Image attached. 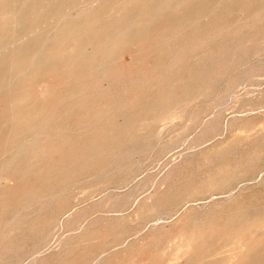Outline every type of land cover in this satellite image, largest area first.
Instances as JSON below:
<instances>
[{"label": "rangeland", "instance_id": "374dc122", "mask_svg": "<svg viewBox=\"0 0 264 264\" xmlns=\"http://www.w3.org/2000/svg\"><path fill=\"white\" fill-rule=\"evenodd\" d=\"M78 1L0 0V264H264V0Z\"/></svg>", "mask_w": 264, "mask_h": 264}, {"label": "bare ground", "instance_id": "6f19581e", "mask_svg": "<svg viewBox=\"0 0 264 264\" xmlns=\"http://www.w3.org/2000/svg\"><path fill=\"white\" fill-rule=\"evenodd\" d=\"M23 1H24V0H23ZM81 1H82V0H81ZM155 1H156V0H155ZM166 1H167V0H166ZM26 2H27V1H26ZM26 2H25V4H26ZM31 2H32V1H31ZM57 2H58V1H57ZM59 2H61V1H59ZM62 2H63V1H62ZM66 2H67V0H66ZM72 2H73V1H72ZM78 2H80V0H79ZM104 2H105V1H104ZM4 3H5V2H4ZM40 3H41V2H40ZM83 3H86V2H83ZM90 3H91V2H90ZM161 3H163V2H161ZM166 3H169V2H165L164 5H165ZM20 4H21V3H20ZM20 4H19V5H20ZM58 4H59V3H58ZM58 4H57V5H58ZM79 4H80V3H79ZM79 4H78V6H79ZM152 4H153V3H152ZM152 4H151L150 6H152ZM0 5H1L3 8H7V6H6L5 4H3V3H1ZM32 5H33V4H32ZM54 5H55V4H53V6H54ZM61 5H63V3H62ZM64 5H65V4H64ZM67 5H68V4H67ZM73 5H74V4H73ZM164 5L161 4V6H163V7H164ZM20 6H21V5H20ZM55 6H56V5H55ZM58 6H60V5H58ZM69 6H70V4H69ZM82 6L84 7V5H82ZM97 6H98V3H97ZM138 6H141V5H138ZM142 6H143V5H142ZM21 7H22V6H21ZM60 7H62V6H60ZM148 7H149V6H148ZM50 8H51V6H50ZM161 8H162V7H161ZM18 9H19V8H18ZM20 9H21V8H20ZM47 9H48V8H47ZM57 9H58V8H57ZM60 9H62V8H60ZM60 9H59V10H60ZM70 9H71V8H70ZM84 9H85V8H84ZM101 9H102V8H101ZM130 9H131V8H130ZM154 9H155V8H154ZM154 9H153V11H154ZM156 9H157V8H156ZM45 10H46V9H45ZM54 10H55V9H54ZM65 10H66V9H65ZM99 10H100V7H99ZM159 10H160V9H159ZM16 11H17V10H16ZM60 11H61V10H60ZM60 11H59V15H61V14L63 13L62 11H61L62 13H60ZM150 11H151V10H150ZM5 12H6V11H5ZM19 12H20V11H19ZM53 12H54V11H53ZM53 12H52V14H53ZM64 12H65V11H64ZM69 12H70V11H69ZM45 13H46V12H45ZM45 13H44V16H45ZM71 13H72V12H71ZM155 13H156V12H155ZM32 14H33V13H32ZM41 14H42V13H41ZM48 14H49V12H48ZM55 14H56V13H55ZM68 14H69V13H68ZM68 14H67V15H68ZM94 14H95V13H94ZM94 14H92V16H94ZM98 14H99V12H98ZM124 14H125V13H124ZM150 14H151V13H150ZM152 14H153V13H152ZM3 15H4V13H3ZM13 15H15V14H13ZM17 15H18V13H17ZM42 15H43V14H42ZM59 15L57 14V17H58L57 19H59V21H60V17H61V16L59 17ZM63 15H65V14H63ZM31 16H32V15H31ZM46 16H47V15H46ZM50 16H51V15H50ZM50 16H48L47 18L51 19ZM65 16H66V15H65ZM69 16H70V15H69ZM86 16H87V15H86ZM86 16L84 15L85 18H86ZM96 16H97V15L95 14V17H96ZM121 16H122V15H121ZM121 16H120V17H121ZM12 17H13V16H12ZM41 17H42V16H41ZM53 17H54V16H53ZM62 17H63V16H62ZM62 17H61V18H62ZM82 17H83V16H82ZM88 17H89V15H88ZM90 17H91V16H90ZM95 17H94V18H95ZM99 17H100V16H99ZM151 17H152V15L150 16V18H151ZM0 18H1V17H0ZM13 18H14V17H13ZM43 18H44V17H43ZM55 18H56V17H55ZM72 18H73V17H72ZM4 19H5V18H4ZM10 19H11V18H10ZM45 19H46V18H45ZM62 19H63V18H62ZM95 19H96V18H95ZM95 19H93V17H92L90 20H91V21H92V20L94 21ZM16 20H18V18H17ZM20 20H21V19H19V21H20ZM25 20H26V19H24V21H25ZM33 20H34V19H33ZM39 20H40V19L36 20V22L38 23V24H37V28H40V27H42V26L44 27V25H45V24L47 23V21H48V20L45 21L46 23H45V24L43 23L42 26H40V25H41V22H38ZM54 20L56 21V19H54ZM64 20H65V19H64ZM88 20H89V19H88ZM90 20H89V21H90ZM150 20L152 21V18L149 19L148 22H151ZM11 21H12V20H11ZM11 21H10V24H12ZM43 21H44V20H43ZM43 21H42V22H43ZM49 21H50V20H49ZM57 21H58V20H57ZM59 21H58V22H59ZM62 21H63V20H62ZM85 21H87V19H86ZM98 21H99V20H98ZM100 21H101V20H100ZM102 21H104V20H102ZM0 22H2V21H0ZM3 22H4V21H3ZM32 22H33V21H32ZM34 22H35V21H34ZM60 22H61V21H60ZM60 22H59V23H60ZM69 22H70V21H69ZM73 22H74V21H73ZM82 22H84V21L82 20ZM132 22H133V20H132ZM4 23H5V22H4ZM4 23H2V24H4ZM6 23H9V22H6ZM13 23H14V22H13ZM39 23H40V25H39ZM51 23H53V22H51ZM86 23H87V22H86ZM101 23H102V22H101ZM130 23H131V22H130ZM183 23H184V22H183ZM28 24H29V21H28ZM33 24H34V23H33ZM61 24H62V23H61ZM87 24H89V23H87ZM98 24H99V22H98ZM105 24H106V23H104V26H105ZM124 24H125V23H124ZM124 24H123V26H126V24H125V25H124ZM262 24H263V23H262ZM0 25H1V23H0ZM7 25H9V24H7ZM7 25L4 26V28H5V27H8ZM17 25H18V24H17ZM38 25H39L40 27H38ZM57 25H58V23H57ZM85 25H86V24H85ZM85 25L83 26V28H85ZM113 25H114V24H113ZM156 25H158V24H156ZM165 25H166V24H165ZM179 25H180V24H179ZM2 26H3V25H2ZM45 26H46V25H45ZM55 26H56V24H55ZM99 26H100V24H99ZM99 26L96 25V27H99ZM107 26H108V25H107ZM114 26H116V25H114ZM114 26H113V27H114ZM129 26H131V25H129ZM166 26H167V25H166ZM176 26H177V25H176ZM27 27H28V26H27ZM58 27H59V26H58ZM71 27H72V26H71ZM71 27H70V28H71ZM108 27L111 28L112 26H108ZM161 27H162V26H161ZM168 27H169V26H168ZM33 28H34V27H33ZM51 28H53V27H51ZM55 28H56V27H55ZM114 28H116V27H114ZM118 28H119V27H118ZM121 28H122V27H121ZM125 28H126V27H125ZM171 28H173V26H172ZM171 28H170V29L168 28V31L171 30ZM0 29H1V27H0ZM10 29H12V28H10ZM25 29H26V28H25ZM49 29H50V28H49ZM49 29H48L47 31H49ZM56 29H57V28H56ZM68 29H69V28H68ZM78 29H79V28H78ZM119 29H120V28H119ZM123 29H124V28H123ZM158 29H159V27H158ZM164 29H165V28H164ZM164 29H163V31H164V33H165V30H164ZM19 30H20V29H19ZM21 30H22V29H21ZM27 30H29V29H27ZM31 30H32V29H31ZM39 30H40V29H39ZM41 30H42V29H41ZM50 30H51V29H50ZM82 30H83V29H82ZM95 30H97V29H95ZM105 30H106V29H105ZM116 30H117V29H116ZM116 30H114L115 32H114V35H113V36H115V37H116V35H115V34H116ZM173 30H174V29H173ZM1 31H2V30H1ZM13 31H14V30H13ZM13 31H11V32L13 33ZM34 31H35L34 33H36L37 29L34 30ZM61 31H62V30H61ZM80 31H81V29H80ZM107 31H108V30H107ZM168 31H167V32H168ZM17 32H18V31H17ZM22 32H23V31H22ZM22 32H19L20 36H24ZM26 32H27V31H26ZM45 32H46V31H45ZM66 32H67V31H66ZM121 32H122V31H119V33H121ZM158 32H159V31H158ZM161 32H162V31H161ZM174 32H175V31H174ZM176 32H177V31H176ZM261 32H262V31H261ZM15 33H16V32H15ZM21 33H22V35H21ZM32 33H33V31H32ZM39 33H40V32H39ZM60 33H61V32H60ZM77 33H78V31H77ZM103 33H105V32L103 31ZM112 33H113V32H112ZM119 33H118V34H119ZM142 33H143V32H142ZM146 33H147V32H146ZM152 33H153V32H152ZM156 33H157V32H156ZM171 33H172V32H171ZM17 34H18V33H17ZM25 34H26V33H25ZM37 34H38V33H36V35H37ZM49 34H50V33H49ZM66 34H68V33H66ZM118 34H117V35H118ZM122 34H123V33H122ZM140 34H141V33H140ZM166 34H167V33H165V35H166ZM169 34H170V33H169ZM172 34H173V33H172ZM172 34H171V35H172ZM174 34H175V33H174ZM15 35H16V34H15ZM43 35H44V34H43ZM55 35H56V34H55ZM102 35H103V34H102ZM102 35H101V36H102ZM119 35H120V34H119ZM161 35H162V34H161ZM177 35H178V34H177ZM26 36H28V34H27ZM96 36H98V35H96ZM101 36H100V37H101ZM106 36H107V37H110V36H112V35H111V34H109V35H108V34H107V35H104V37H106ZM149 36H151V35H149ZM166 36H167V35H166ZM174 36L176 37V35H174ZM174 36H173V37H174ZM50 37H51V36H50ZM117 37H118V36H117ZM141 37H143V36H141ZM161 37H162V36H161ZM167 37H168V36H167ZM10 38H11V37H10ZM10 38H9V39H10ZM13 38H16V37L13 35ZM17 38H18V36H17ZM19 38H20V37H19ZM48 38H49V37H48ZM56 38H57V37H56ZM95 38H97V37H95ZM102 38H103V37H102ZM119 38H120V36H119ZM157 38H158V37H157ZM9 39H8V40H9ZM21 39H22V38H21ZM38 39H39V38H38ZM87 39H88V38H87ZM91 39H92V38H91ZM114 39H115V38H114ZM116 39H117V38H116ZM116 39H115V40H116ZM158 39H159V38H158ZM171 39H172V38H171ZM175 39H176V38H175ZM14 40H15V42H16V39H14ZM55 40H56V39H55ZM98 40H99V38H98ZM109 40H110V39H109ZM112 40H113V39H112ZM119 40H120V39H119ZM168 40H169V39H168ZM168 40H167V41H168ZM37 41H38V40H37ZM47 41H48V40H47ZM94 41H95V40H94ZM103 41H104V40H103ZM106 41H107V39H106ZM116 41H117V40H116ZM163 41H164V39H163ZM169 41H171V40H169ZM169 41H168V42H169ZM172 41H173V39H172ZM198 41H199V40H198ZM9 42H10V41H9ZM12 42H14V41H12ZM12 42H11V43H12ZM17 42H18V41H17ZM20 42H21V40H19V43H20ZM35 42H36V41H35ZM41 42L43 43V41H41ZM48 42H49V41H48ZM101 42H102V41H101ZM101 42H100V43H101ZM140 42H141V41H140ZM140 42H139V43H140ZM161 42H162V41H161ZM168 42L166 43L167 45H168ZM52 43H54V41H53ZM84 43H85V42H84ZM84 43H83V44H84ZM87 43L89 44V42H87ZM139 43H138V44H139ZM164 43H165V42H164ZM170 43H171V42H170ZM251 43H252V42H251ZM4 44H5V42H4ZM20 44H23V43L21 42ZM36 44H38V43H36ZM36 44H35V45H36ZM45 44H46V43H45ZM45 44H44V45H45ZM88 44L85 45V46L89 47ZM90 44H91V43H90ZM93 44H94V43H92V46H93ZM47 45H48V44H47ZM47 45H46V46H47ZM52 45H53V44H52ZM52 45H50V47H51ZM141 45H142V47H143V44H142V43H141ZM154 45H155V44H154ZM2 46H3V45H2ZM5 46H8V45L6 44ZM10 46H11V45H10ZM36 46H37V45H36ZM94 46H95V44H94ZM165 46H166V45H165ZM165 46L163 45V47H165ZM3 47H4V46H3ZM3 47H2V48H3ZM18 47H19V45H18ZM18 47H17V48H18ZM38 47H40V46H38ZM87 47H86V48H87ZM144 47H146V45H145ZM161 47H162V46H161ZM169 47H170V46H169ZM2 48H1V49H2ZM31 48H32V46H31ZM33 48H34V47H33ZM44 48H45V46H44ZM138 48H140V47H138ZM158 48H160V47H158ZM165 48H166V47H165ZM28 49H29V48H28ZM34 49H35V48H34ZM45 49L47 50V49H49V48L46 47ZM55 49H56V48H55ZM110 49H111V51H112L113 47H112V48L110 47ZM17 50H18V49H17ZM17 50H16V51L14 50V51H15V54H16ZM31 50H33V49H31ZM35 50H36V49H35ZM35 50H34V51H35ZM40 50H41V49H40ZM51 50H52V49H51ZM101 50H102V49H101ZM153 50H154V49H153ZM44 51H45V50H44ZM107 51H108V53H109V49H108ZM107 51H106V52H107ZM151 51H152V50H151ZM12 52H13V51H12ZM41 52H42V51H41ZM10 53H11V52H10ZM10 53L8 54L9 56H10ZM46 53H47V52H46ZM52 53H54V52H52ZM57 53H58V52H57ZM75 53H76V52H75ZM75 53H74V54H75ZM96 53H97V52H96ZM96 53H95V54H96ZM110 53H111V52H110ZM134 53H135V52H134ZM134 53H133V54H134ZM136 53L138 54V52H136ZM146 53H147V52H146ZM149 53H150V52H149ZM149 53H148V54H149ZM19 54H20V53H19ZM38 54H40V53H38ZM50 54H51V53H50ZM95 54H94V55H95ZM101 54H102V53H101ZM101 54H100V55H101ZM106 54H107V53H106ZM148 54H147V55H148ZM32 55H33V54H32ZM32 55H31V56H32ZM34 55H35V54H34ZM40 55H43V53L40 54ZM83 55H84V54H83ZM100 55H99V56H100ZM108 55H110V54H108ZM139 55H141V54L139 53L138 56H139ZM36 56H37V53H36ZM36 56H32V57H36ZM79 56H80V55H79ZM79 56H78V57H79ZM102 56H104V55H102ZM141 56H142V55H141ZM141 56H139V57H141ZM145 56H146V55H145ZM158 56H159V55H158ZM12 57H15V56H12ZM78 57H76V58H78ZM134 57H135V55H134ZM143 57H144V56H143ZM17 58H18V56L15 57V59H17ZM101 58H102V57H101ZM103 58H104V57H103ZM137 58H138V57H137ZM160 58H162V57H160ZM223 58H224V57H223ZM5 59H8V57L5 58ZM33 59L35 60V59H37V58H33ZM33 59H32V60H33ZM79 59H80V58H79ZM153 59H155V58H153ZM158 59H159V58H158ZM1 60H3V59L1 58ZM34 60L32 61L33 63H34ZM172 60H173V59H172ZM172 60H171V61H172ZM73 61H74V60H73ZM73 61H72V62H73ZM162 61H163V60H162ZM175 61H176V60H175ZM4 62H5V61H4ZM4 62H2V64H3ZM9 62H10V61H8V63H9ZM32 62H31V63H32ZM66 62H67V61H66ZM161 63H162V62H161ZM64 64H65V62H64ZM101 64H102V63H101ZM115 64H116V63H115ZM148 64H149V62H148ZM148 64H146V65H148ZM157 64H158V63H157ZM159 64H160V63H159ZM28 65H29V64H28ZM155 65H156V64H155ZM3 66H4V64H3ZM8 66H10V63H9ZM30 66H31V65H30ZM117 66H118V65H117ZM152 66H153V65H151V67H152ZM162 66H163V65H162ZM165 66H166V65H165ZM178 66H179V65H178ZM198 66H199V65H198ZM151 67H150V68H151ZM163 67H164V66H163ZM163 67H162V68H163ZM160 68H161V67H160ZM82 69H83V68H82ZM147 69H148V68H147ZM158 69H159V67H158ZM174 69H175V68H174ZM169 70H170V69H169ZM64 71H65V69H64ZM81 71H82V70H81ZM149 71H150V70H149ZM171 71H174V70H171ZM171 71H170V73H172ZM5 72H6V71H5ZM5 72H4V73H5ZM66 72H68V71H66ZM66 72H65V73H66ZM113 72H114V71H113ZM167 72H168V71H167ZM4 73H2L1 75H3ZM68 73H69V72H68ZM80 73H81V72H80ZM104 73H105V71H104ZM110 73H112V71H111ZM110 73H109V74H110ZM213 73H215V72H213ZM61 74H62V73H61ZM59 75H60V74H59ZM104 75H105V78H106V74H104ZM104 75H103V77H104ZM116 75H117V74H116ZM213 75H214V74H213ZM117 76H118V75H117ZM214 76H215V75H214ZM1 77H2V76H0V79H1ZM103 77H102V79H103ZM112 77H113V76H112ZM112 77L110 76V78H112ZM3 78H4V77H3ZM171 78H173V77H171ZM171 78H170V81L172 80ZM173 79H175V78H173ZM4 80H5V79H4ZM4 80H2V81H4ZM98 80H99V79H98ZM106 80H108V78H107ZM111 80H112V79H111ZM176 80H177V78H176ZM102 81H105V80H102ZM172 81H173V80H172ZM166 82H167V84H168V81H167V80H166ZM175 82H177V81H175ZM175 82L173 81V83H175ZM1 83H2V82H1ZM102 83H103V82H102ZM162 83H163V82H162ZM98 84H99V82H98ZM163 84H164V83H163ZM165 84H166V83H165ZM169 84L171 85V83H169ZM0 85H1V84H0ZM170 85H169V86H170ZM172 85H173V84H172ZM172 85H171V86H172ZM187 88H188V87H187ZM187 88L185 87V90H187ZM12 89H13V88H12ZM14 89H15V88H14ZM16 89H17V88H16ZM16 89H15V90H16ZM82 90H83V89H80V91H82ZM9 91H10V89H9ZM9 91H8V92H9ZM16 91H17V90H16ZM84 91H85V89H84ZM84 91L82 92L83 94H84ZM13 92H14V91H13ZM1 93H2V92H1ZM11 93H12V92H11ZM66 93H67V92H66ZM78 93H79V92H78ZM78 93H77V94H78ZM2 94H3V93H2ZM4 94H5V93H4ZM6 94H7V93H6ZM6 94H5V95H6ZM16 94H17V93H16ZM18 94H19V93H18ZM80 94H81V93H80ZM83 94H82V95H83ZM162 94H164V92H163ZM166 94H167V93H166ZM62 95H63V94H62ZM82 95H81V96H82ZM167 95H168V94H167ZM7 96H8V95H7ZM10 96H12V95H10ZM13 96H15V95H13ZM18 96H20V95H18ZM55 96H57V95H55ZM63 96H65V94H64ZM71 96H72V95H71ZM71 96H70V97H71ZM81 96H80V97H81ZM163 96H164V95H163ZM176 96H178V93H177ZM179 96H180V95H179ZM179 96H178V97H179ZM4 97H5V96H4ZM8 97H9V96H8ZM15 97H17V96H15ZM15 97H14V99H15ZM59 97L64 99V97H61V95H60ZM74 97L77 98L78 95H74L73 97H71V100L74 99ZM1 98H2V97H1ZM9 98H11V97H9ZM9 98H8V99H9ZM53 98H54V97H53ZM76 98H75V99H76ZM165 98H166V97H165ZM165 98H163V100L160 99V100L163 101V104H162V105H164ZM168 98H169V97H168ZM170 98H171V97H170ZM174 98H175V97H173L172 99L174 100ZM2 99H3V98H2ZM4 99H6V97H5ZM4 99L2 100L3 102H4ZM11 99H13V97H12ZM83 99H84V98H82V100H83ZM166 99H167V98H166ZM175 99H176V98H175ZM54 100H55V99H54ZM54 100H53V101H54ZM58 100H60V99H58ZM61 100H62V99H61ZM61 100H60V102H61ZM77 100H78V99H77ZM79 100H80V98H79ZM79 100H78V103H79ZM168 100H170V99H168ZM179 100H180V98H179ZM8 101H9V100H8ZM11 101H12V100H11ZM73 101H74V100H73ZM176 101L178 102L177 99H176ZM176 101H175V102H176ZM3 102H1V103H3ZM5 102H6V100H5ZM62 102H63V101H62ZM62 102H61V103H62ZM70 102H72V101H70ZM74 102H75V101H74ZM81 102H83V101H80L79 105H81ZM96 102H97V101H96ZM96 102H95V103H96ZM99 102H100V101H99ZM166 102H169V101L166 100ZM175 102H174V103H175ZM6 103H7V102H6ZM6 103H5V104H6ZM58 103H59V102L57 101V104H58ZM66 103L68 104V101H66ZM75 103H76V102H75ZM75 103H72V104L75 105ZM83 103H84V102H83ZM52 104L54 105V103H52ZM64 104H65V103H64ZM69 104H71V103H69ZM69 104L66 105L65 108H67V106H69ZM72 104H71V105H72ZM96 104H97V103H96ZM53 105H51V108H53V107H52ZM58 105H60V103H59ZM62 105H63V104H61V106H62ZM82 105H84V104H82ZM162 105H161V106H162ZM168 105H169V103H168ZM168 105H164V106L167 107ZM170 105H171V104H170ZM170 105H169V106H170ZM172 105H173V102H172ZM172 105H171V108L173 107ZM177 105H178V104L175 103V106H177ZM0 106H1V105H0ZM2 106H3V105H2ZM63 106H64V105H63ZM63 106H62L61 108H63ZM86 106H87V105H86ZM175 106H174V108H175ZM40 107H41V106H40ZM72 107H73V105H72ZM77 107H78V106H77ZM87 107H88V106H87ZM87 107H84V108H87ZM96 107H97V106H96ZM96 107H93V109H95ZM162 107H163V106H162ZM166 107H165V108H166ZM54 108H55V107H54ZM54 108H53V109H54ZM59 108H60V107H59ZM61 108H60V109H61ZM65 108H64V109H65ZM79 108L82 110L83 107H82V108L79 107ZM88 108H89V107H88ZM171 108H170V109H171ZM34 109H35V108H34ZM57 109H58V107H57ZM70 109H71V108H70ZM77 109H78V108H77ZM166 109L168 110L169 108H166ZM17 110H18V109H17ZM47 110H48V109H47ZM54 110H55V109H54ZM67 110H69V109H67ZM84 110H85V109H84ZM86 110L88 111V109H86ZM90 110H92V109H90ZM90 110H89V111H90ZM120 110H121V109H120ZM171 110H172V109H171ZM33 111H34V110H33ZM35 111H36V110H35ZM63 111H65V110H63ZM63 111H62V112H63ZM87 111H86V112H87ZM118 111H119V109H118ZM163 111H165V110H163ZM168 111H169V110H168ZM44 112H47V111H43V114H45ZM51 112H52V111H51ZM51 112H50V114L53 113V112H52V113H51ZM20 113H21V111H19L18 116L20 115ZM32 113H33V112H32ZM32 113H30V114H32ZM63 113H64V112H63ZM68 113L70 114L69 111H68ZM68 113H67V114H68ZM168 113H169V112H168ZM168 113H167V115L170 114V113H169V114H168ZM33 114H34V113H33ZM69 114H68V115H69ZM14 115H15V114H13V116H14ZM46 115H47V114H46ZM52 115H53V114H52ZM56 115H58V114L56 113ZM164 115H165V114H164ZM18 116H15V117H18ZM48 116H49V115H48ZM196 116H197V115H196ZM2 117H5V116H2ZM44 117H45V116H44ZM44 117L42 116V119H44ZM50 117H51V119L53 118L51 115H50ZM67 117H69V116H67ZM56 118H57V116H56ZM58 118H59V117H58ZM12 119H13V118H12ZM1 120H2V119H1ZM14 120H16V119H14ZM10 121H11V120H10ZM22 121H24V120H22ZM39 121H40V120H39ZM49 121H50V120H49ZM1 122H2V121H1ZM4 122L6 123V121H4ZM41 122H42V121H41ZM41 122H39V123L41 124ZM5 123H4V124H5ZM39 123H38V125H39ZM42 123H43V122H42ZM24 124H25V123H24ZM34 124H36V123H34ZM34 124H33V125H34ZM44 124H45V123H44ZM79 124H80V123H79ZM81 124H82V123H81ZM26 126H27V124H26ZM31 126H32V124H31ZM39 126H40V125H39ZM54 126H56V125H54ZM70 126H71V125H70ZM79 126H80V125H79ZM21 127H22V124H21ZM23 127H24V126H23ZM42 127H43V125H42ZM32 128H33V127H32ZM39 128H40V127H39ZM39 128H38V129H39ZM48 129H49V126H48ZM67 129H71V128L68 127ZM67 129H66V131H67ZM79 129H82V128H78V131H80ZM98 129H99V128H98ZM39 130H41V129H39ZM53 130H54V129H53ZM55 130L58 131L57 129H55ZM60 130H61V129H60ZM34 131H36V130H34ZM41 131H42V130H41ZM49 131H50V130H48V131H46V132H49ZM51 131H52V129H51ZM51 131H50V132H51ZM68 131H70V130H68ZM98 131H99V130H98ZM36 132H37V131H36ZM36 132H34V133H36ZM62 132H63V131H62ZM1 133H2V132H1ZM26 133H27V132H26ZM34 133H33V134H34ZM40 133H42V132H40ZM33 134H32V135H33ZM47 134H48V135H47ZM47 134H45V135L47 136V138H49V137L52 135V134H49V133H47ZM53 134H54V133H53ZM61 134H62V133H61ZM100 134H102V133H100ZM38 135H40V134H38ZM38 135H37V136H38ZM49 135H50V136H49ZM58 135H60V133H59ZM68 135H69V134H68ZM68 135H67V136H68ZM107 135H108V134H107ZM2 136H3V135H2ZM2 136H1V137H2ZM24 136H26V135H24ZM24 136H23V137H24ZM35 136H36V135H35ZM35 136H34V137H35ZM63 136H64V135H63ZM63 136L61 135V138H62ZM98 136H99V134H98ZM104 136L106 137V134H105ZM104 136H103V137H104ZM54 137H57V136H54ZM58 137H59V136H58ZM77 137H78V135H77ZM80 137H81V135H80ZM95 137H96V136H95ZM66 138H67V137H66ZM66 138H65V139H66ZM85 138H86V137H85ZM85 138H84V139H85ZM36 139L38 140L37 137H36ZM42 139H43V138H42ZM42 139H41V140H42ZM45 139H46V138H45ZM45 139H43V142L45 141ZM52 139H53V138H52ZM67 139H68V138H67ZM78 139H79V138H78ZM101 139H103V138H101ZM101 139L99 138V140H101ZM32 140H33V138H32ZM34 140H35V139H34ZM37 140H36V141H37ZM46 140H47V139H46ZM53 140H54V139H53ZM56 140H57V139H56ZM94 140H95V139H94ZM99 140H98V142H101V141H99ZM104 140H105V138H104ZM104 140H102V141H104ZM5 141H6V140H5ZM29 141H30V140H29ZM63 141H64V140H63ZM74 141H75V140H74ZM92 141H93V140H92ZM9 142H10V141H9ZM30 142H31V143H30ZM30 142H29V146H30V144H32V141H30ZM33 142H34V141H33ZM37 142H38V141H37ZM52 142H53V141H52ZM52 142L50 141V144H51ZM84 142H85V141H84ZM26 143H27V142H26ZM41 143H42V141H41ZM92 143H93V142H92ZM27 144H28V143H27ZM39 144H40V143H39ZM56 144H57V143H56ZM71 144H73L72 141H71ZM82 144H83V143H82ZM6 145H7V144H6ZM25 145H26V144H25ZM25 145H24V146L21 145V146H23V147L21 148V150L25 147ZM86 145H87V144H86ZM7 146H8V145H7ZM21 146H19V147H21ZM29 146H28V148H29ZM36 146H37V145H36ZM36 146H35V147H36ZM68 146H69V144H68ZM80 146L82 147V145H80ZM84 146H85V145H84ZM87 146L90 147V145H87ZM0 147H1V146H0ZM3 147H5V146H3ZM26 148H27V147H26ZM33 148H34V147H33ZM61 148H62V147H61ZM76 148H77V147H76ZM78 148H79V147H78ZM82 148H83V147H82ZM91 148H92V147H91ZM29 149H30V148H29ZM68 149H69V148H68ZM70 149H71V148H70ZM83 149H85V148H83ZM1 150H2V148H1ZM24 150H25V149H24ZM31 150H32V149H31ZM60 150H61V149H60ZM63 150H64V149H62V151H63ZM79 150H81V149H79ZM18 151H19V150H18ZM22 151H23V150H22ZM62 151H61V152H62ZM64 151H66V150H64ZM75 151H76V150H75ZM15 152H16V151H15ZM19 152H20V151H19ZM24 152H26V151H24ZM30 152H31V151H30ZM33 152H37V151L33 149ZM58 152H60V151H58ZM58 152H57V153H58ZM73 152H74V150H73ZM78 152H79V151H78ZM82 152H83V151H82ZM0 153H1V152H0ZM5 153H6V151H5ZM26 153H27V152H26ZM37 153H38V152H37ZM37 153H35V156H37V155H36ZM129 153H130V152H129ZM14 154H15V153H14ZM14 154H13V156H14ZM53 154H54V153H52L51 155H53ZM70 154H71V153H70ZM70 154H68V155H69L68 157H70V156L72 155V154H71V155H70ZM16 155H17V154H16ZM18 155H19V154H18ZM29 155H30V154H29ZM40 155H41V154H40ZM40 155H38V156H40ZM51 155H49V157H51ZM78 155H80V154H78ZM78 155H77V157H78ZM35 156H34V157H35ZM32 157H33V156H32ZM46 157H47V155H46ZM62 157H63V156H62ZM64 157H65V156H64ZM68 157H67V160H65L66 162H67V161L69 162V161H71V159H72V158H71L70 160H68ZM5 158H6V157H5ZM7 158H8V157H7ZM12 158H13V157H12ZM28 158H30V157L28 156ZM60 158H61V157H60ZM75 158H76V154H75L74 159H75ZM45 159H46V158H45ZM76 159H77V158H76ZM76 159H75V160H76ZM41 160H42V159H41ZM57 160H58V159H57ZM57 160H56V161H57ZM63 160H64V158H63ZM9 161H10V160H9ZM12 161H13V159H12ZM26 162H27V161H26ZM47 162H49V161H47ZM71 162H72V161H71ZM34 163H35V162H34ZM44 163H45V162H44ZM59 163H60V161H59ZM69 163H70V162H69ZM69 163H68V164H69ZM73 163H74V161H73ZM233 163H235V162H233ZM233 163H232V165H234ZM7 164H8V160H7ZM7 164H5V165H7ZM10 164H11V163H10ZM30 164H31V162H30ZM60 164H61V163H60ZM229 164H230V163H229ZM235 164H236V163H235ZM44 165H45V164H44ZM44 165H43V168H44ZM47 165H48V163H47ZM62 165L64 166V164H61V166H62ZM69 165H70V164H69ZM230 165H231V164H230ZM232 165H231V168L229 167V168H230V172H231V170H233ZM10 166H11V165H10ZM20 166H22V164H21ZM61 166H60V168H61ZM87 166H88V165H87ZM25 167H26V166H25ZM224 167H225V166H224ZM224 167H223V168H224ZM234 167H235V166H234ZM6 168H8V167H6ZM6 168H5V169H6ZM19 168H20V167H19ZM53 168H54V167H52V169H53ZM67 168H69V167H67ZM223 168H222V169H223ZM0 169H1V167H0ZM5 169H4V170H5ZM52 169H51V166H50V168H49L48 170H52ZM54 169H56V168H54ZM54 169L52 170L53 172H54ZM64 169H66V166H65ZM4 170L1 169V171H3V173H4ZM40 170H41V169H40ZM48 170H47V171H48ZM227 170H228V169H227ZM6 171H8V170H6ZM33 171H35V170H33ZM55 171H56V170H55ZM58 171H59V170H58ZM224 171H226V170H224ZM258 171H259V170H258ZM39 172H40V171H39ZM45 172H46V171H45ZM45 172H44V173H45ZM219 172H222V170L220 169ZM227 172H228V171H227ZM230 172H228V174H229ZM3 173H1V174H3ZM5 173H6V172H5ZM7 173H8V172H7ZM28 173H29V172H28ZM30 173H31V171H30ZM48 173H49V171H48ZM48 173H47V174H48ZM58 173H59V172H58ZM24 174H25V173H24ZM36 174H37V173H36ZM45 174H46V173H45ZM45 174H44L43 178L46 177ZM47 174H46V175H47ZM226 174H227V173H226ZM263 174H264V173H263ZM4 175H5V174L0 175V178H1V179H5V176H4ZM37 175L39 176V173H38ZM37 175H36V176H37ZM55 175H56V174H55ZM214 176H215V175H214ZM227 176H228V175H227ZM227 176H225L224 178H226ZM53 177H54V176H53ZM37 178H38V177H37ZM41 178H42V177H41ZM212 178H213V177H212ZM214 178H215V177H214ZM1 179H0V181H1ZM18 179H19V178H18ZM21 179H22V178H21ZM39 179H40V177H39ZM45 179H46V178H45ZM56 179H57V178H56ZM87 179H88V178H87ZM15 180H16V179H15ZM15 180H14V181L12 180V181L14 182V184H15V182H16ZM42 180H43V179H42ZM12 181H11V182H12ZM17 181H18V180H17ZM13 182H12V183H13ZM41 182H42V181H41ZM58 182H60V180H59ZM57 184H58V183H57ZM12 185H13V184H12ZM39 185H40V184H39ZM10 186H11V185H10ZM30 188L32 189V186H31ZM30 188H29V189L27 188V190H28L29 192H30ZM3 189H4V188H3ZM8 189H9V188H8ZM23 189H25V188H23ZM33 189H34V188H33ZM33 189H32V190H33ZM37 189H38V188H37ZM40 189H41V188H40ZM20 190H21V189H20ZM34 190H35V189H34ZM34 190H33V191H34ZM70 190H71V189H70ZM24 191H25V190H24ZM7 192H8V191H7ZM20 192H22V190H21ZM20 192H19V194H20ZM26 192H27V191H26ZM29 192H28V194L30 195ZM40 192H41V191H40ZM40 192H38V190H37V193H39V195H40ZM234 192H235V191H234ZM56 193H57V192H56ZM60 193H61V192H60ZM60 193H59V194H60ZM231 193H232V192H231ZM3 194H4V193H3ZM21 194H23V193H21ZM26 194H27V193H26ZM35 194H36V193H35ZM57 194H58V193H57ZM232 194H234V193H232ZM29 195H28V196H29ZM46 195H48V194H46ZM53 195H54V194H53ZM221 195H222V194H221ZM224 195H225V194H224ZM20 196H22V195H20ZM49 196H50V195H48V197H49ZM56 196L58 197L59 195H56ZM214 196H215V195H214ZM3 197H5V196L3 195ZM41 197H42V196H41ZM50 197H51V196H50ZM50 197H49V198H50ZM53 197H54V196H53ZM151 197H152V196H151ZM0 198H2V197H0ZM11 198H12V197H11ZM16 198H17V197H16ZM20 198H21V197H20ZM20 198H19V199H20ZM25 198H27V197L25 196ZM39 198H40V197H39ZM43 198H44V197H43ZM152 198H154V196H153ZM13 199H14V198H13ZM19 199H18V200H19ZM23 199H24V198H23ZM23 199H21V200H23ZM44 199L46 200L47 197H45ZM54 199H57V198H54ZM24 200L26 201L27 199H24ZM24 200H23V201H24ZM30 200H32V199H30ZM38 200H39V199H38ZM40 200H41V199H40ZM45 200H43V201H45ZM50 200H51V198H50ZM152 200H154V199H152ZM155 200H160V199H159V198L157 199V197H156ZM2 201H3V200H2ZM2 201H0V203H2ZM23 201H22V203H23ZM25 201H24V202H25ZM48 201H49V200H48ZM55 201H56V200H55ZM7 202H8V201H7ZM7 202H5V203H7ZM16 202H17V201H16ZM18 202H19V201H18ZM20 202H21V201H20ZM26 202H28V200H27ZM38 202H39V201H38ZM38 202H36V203H38ZM50 202H51V201H50ZM158 202H159V204H160V201H158ZM5 203H4V204H5ZM29 203H33V201H32V202H29ZM36 203H35V204H36ZM44 203H45V202H44ZM53 203H54V202H53ZM156 203H157V202H156ZM50 204H52V203H50ZM150 204H151V202H150ZM159 204L157 203L156 205H159ZM1 205H2V204H1ZM19 205H20V203H19ZM19 205H18V206H19ZM27 205H29V204H27ZM27 205L25 204V206H27ZM31 205H32V204H31ZM36 205H37V204H36ZM44 205H46V203H45ZM5 206H7V205H5ZM25 206H24V207H25ZM41 206L44 207L42 204H41ZM153 206H154V204H153ZM19 207H20V206H19ZM24 207H22V208H24ZM27 207H28V206H27ZM33 207H34V206H33ZM239 207H240V206H239ZM17 208H18V207H17ZM237 208H238V207H237ZM4 209H5V208H4ZM239 209H240V208H239ZM244 209H245V208H244ZM14 210H16V209H14ZM23 210H24V209H23ZM25 210H26V209H25ZM247 210H248V209H247ZM247 210H246V211H247ZM17 211H18V210H17ZM20 211H22V210H20ZM37 211H38V210H37ZM41 211H42V210H39V212H41ZM235 211H237V209H236ZM235 211H232V212L235 213ZM250 211H252V210H250ZM31 212H32V211H31ZM237 212H238V211H237ZM241 212H242V211H241ZM247 212H249V210H248ZM252 212H253V211H252ZM257 212H258V211H257ZM13 213H14V211H13ZM138 213H140V212H138ZM239 213H240V212H239ZM16 214H19V213H16ZM34 215H35V212H34ZM34 215H33V216H34ZM239 215H240V214H239ZM244 215H245V214H244ZM249 215H250V214H249ZM252 215H254V213H253ZM252 215H251V216H252ZM25 216H26V215H25ZM27 216H28V214H27ZM27 216H26V217H27ZM29 216H30V214H29ZM33 216H32V217H33ZM236 216H237V215H236ZM11 217H12V216H11ZM21 217L23 218V216H21ZM195 217H196V216H195ZM240 217H241V219L239 220V222L242 220L243 215H242V216L240 215ZM248 217L250 218V216H248ZM258 217H259V215L257 216V218H258ZM14 218H18V217L16 216V217H14ZM24 218H25V217H24ZM27 218H28V217H27ZM33 218H34V217H33ZM33 218H32V219H33ZM36 218H37V217H36ZM232 218H233V217H232ZM244 218H246V216H244ZM244 218H243V219H244ZM20 219H21V218H18V220H20ZM25 219H26V218H25ZM25 219H24V220H25ZM251 219H252V218H251ZM253 219H254V218H253ZM255 219H256V218H255ZM2 220H3V219H2ZM2 220H1V221H2ZM9 220H10V219H9ZM12 220H13V218H12ZM37 220H38V218H37ZM162 220H163V219H162ZM189 220H190V219H189ZM200 220H201V219H200ZM231 220H232V219H231ZM237 220H238V219H237ZM245 220H246V219H245ZM249 220H250V219H249ZM249 220H248V222H249ZM256 220H257V219H256ZM7 221H8V220H7ZM28 221H29V220H28ZM35 221H36V220H35ZM35 221H34V223H35ZM39 221H40V220H39ZM232 221H233V220H232ZM250 221H251V220H250ZM4 222L7 223L6 220L3 221V224H4V225H5ZM9 222H10V221H9ZM16 222H17V221H16ZM18 222H19V221H18ZM18 222H17V223H18ZM29 222H31V221H29ZM29 222H28V223H29ZM36 222H37V221H36ZM163 222H165V221H163ZM163 222H162V223H163ZM248 222H247V223H248ZM1 223H2V222H1ZM23 223H24V222H23ZM187 223H188V222H187ZM237 223H238V222H237ZM237 223H236V224H237ZM11 224H12V223H10V225L8 226V228H9L10 226L13 227ZM13 224H14V222H13ZM15 224H16V223H15ZM39 224H40V223H39ZM233 224H234V223H233ZM236 224H235V226H236ZM245 224H246V222H245ZM6 225H7V224H6ZM22 225H23V224H22ZM33 225H34V224H33ZM188 225H189V223H188ZM240 225H241V224H240ZM250 225L252 226V224H250ZM17 226H18V225H15V227H17ZM34 226H35V225H34ZM197 226H198V225H197ZM245 226H246V225H245ZM245 226H242V227H245ZM248 226H249V225H248ZM11 227H10V228H11ZM31 227H32V226H31ZM200 227H201V226H200ZM2 228H3V227H2ZM2 228H1V230H2ZM29 228H30V227H29ZM34 228H35V227H34ZM208 228H209V227H208ZM3 229H4V228H3ZM6 229H7V228H6ZM36 229H38V228L36 227ZM36 229H35V230H36ZM39 229H40V227H39ZM39 229H38V230H39ZM42 229H43V228H42ZM198 229H199V228H198ZM203 229H205V228H203ZM20 230H21V229H20ZM29 230H30V229H29ZM29 230H27L28 233L31 232L32 229H31L30 231H29ZM35 230H33V231H35ZM181 230H182V229H181ZM195 230H196V229H195ZM207 230H208V229H207ZM207 230H206V231H207ZM227 230H228V229H227ZM234 230H235V229H234ZM236 230H237V229H236ZM24 231H26V230H24ZM193 232H194V231H193ZM225 232H226V230H225ZM0 233H1V232H0ZM5 233H6V232H5ZM28 233H27V234H28ZM31 233H32V232H31ZM175 233H176V232H175ZM236 233H237V232H236ZM238 233H239V232H238ZM238 233H237V235H239ZM25 234H26V233H25ZM170 234H171V233H170ZM179 234H180V233H179ZM198 234H199V232H198ZM200 234H201V230H200ZM203 234H204V233H203ZM31 235L35 236V234H31ZM37 235H39V234H37ZM174 235H176V234H174ZM28 236H29V235H28ZM171 236H172V235H171ZM171 236H170V237H171ZM188 236H189V237H187V239L190 238V236L194 237L192 234H191V235L189 234ZM199 236H201V235H199ZM199 236H198V237H199ZM220 236H221V233H220ZM220 236H219V237H220ZM224 236H226V235H224ZM227 236H228V235H227ZM25 237H26V236H25ZM90 237H91V236H90ZM255 237H256V236H255ZM87 238H89V237H87ZM92 238H93V237H91V239H92ZM103 238H105V237H103ZM162 238H163V237H162ZM199 238H200V237H199ZM205 238H206V237H205ZM209 238H210V237H209ZM26 239H27V238H26ZM29 239H30V238H29ZM91 239H90V240H91ZM110 239H111V238H110ZM168 239H169V238H168ZM170 239H172V237H171ZM178 239H179V238H178ZM185 239H186V238H185ZM185 239H184V241H185ZM190 239H191V238H190ZM194 239H195V238H194ZM194 239H193V241H192V240H191V241L194 242V241H195ZM83 240H84V239H83ZM104 240H105V239H104ZM108 240H109V239H108ZM204 240H205V239H204ZM2 241H3V240H2ZM12 241H14V240H12ZM12 241H11V243H12ZM114 241H115V240H114ZM148 241H150V240H148ZM170 241H171V240H170ZM175 241H176V240H175ZM175 241H174V242H175ZM188 241H189V240H188ZM191 241H190V242H191ZM15 242L17 243L18 241L16 240ZM85 242H86V241H85ZM87 242H88V241H87ZM110 242H111V241H110ZM144 242H146V241H144ZM156 242H157V241H156ZM156 242H155V244H156ZM176 242H177V241H176ZM231 242H232V241H231ZM0 243H2V242H1V239H0ZM114 243L116 244V242H114ZM147 243H148V242H147ZM147 243H146V244H147ZM150 243H151V242H150ZM204 243H205V242H204ZM224 243H226V242H224ZM9 244H10V243H9ZM142 244H143V243H142ZM146 244H145V245H146ZM0 245H1V244H0ZM145 245H144L143 248H145ZM13 246H14V245H13ZM109 246H111V245H109ZM112 246H113V245H112ZM141 246H142V245H141ZM141 246H140V247H141ZM146 246H147V245H146ZM166 246H167V245H166ZM221 246H222V245H221ZM11 247H12V246H11ZM140 247H139V248H140ZM152 247H153V246H152ZM176 247H177V246H176ZM106 248H107V247H106ZM139 248H138V250H139ZM146 248H147V247H146ZM146 248H145V249H146ZM0 249H1V248H0ZM8 249H9V248H8ZM8 249H7V250H8ZM10 249H11V248H10ZM101 249H102V248H101ZM107 249H108V248H107ZM147 249H149V248H147ZM170 249H171V248H170ZM209 249H210V248H209ZM219 249H220V248H219ZM219 249H218V250H219ZM246 249H247V248H246ZM3 250H4V249H3ZM132 251H133V250H132ZM132 251H131V252H132ZM142 251H143V250H141V252H142ZM172 251L174 252V250H172ZM1 252H2V251H1ZM67 252H68V251H67ZM143 252H144V251H143ZM143 252H142V253H143ZM3 253H4V252H3ZM124 253H125V252H124ZM249 253H250V251H249ZM0 254H1V253H0ZM82 254L84 255V252H83V253H80V255H82ZM126 254H127V253H126ZM126 254H125V256H126ZM129 254H130V253H129ZM138 254H139V253H138ZM179 254H180V253H179ZM123 255H124V254H123V252H122V256H123ZM127 255H128V254H127ZM139 255H141V253H140ZM197 255H198V254H197ZM211 255H212V253H211ZM1 256H2V255H1ZM76 256H77V255H76ZM114 256H115V255H114ZM125 256H124V257H125ZM82 257H84V256H82ZM101 257H102V256H101ZM124 257H123V258H124ZM196 257H199V256H196ZM79 258H80V256H79ZM79 258H78V259H79ZM120 258H121V257H120ZM123 258H122V260H123ZM189 258H190V257H189ZM189 258H188V259H189ZM60 259H62V258H60ZM64 259H66V258H64ZM76 259H77V258H76ZM83 259H84V258H83ZM83 259H82V260H83ZM191 259H192V258H191ZM191 259H189V260H191ZM199 259H200V258H199ZM73 260H74V259H73ZM79 260H80V259H79ZM115 260H117V258H115ZM115 260H112V262L115 261ZM118 260H119V259H118ZM189 260H188V261H189ZM201 260H202V259H201ZM206 260H207V259H206ZM260 260H262V259H260ZM60 261H61V260H60ZM64 261L67 262L66 260H64ZM120 261H121V260H120ZM198 261H199V260H198ZM198 261H197V262H198ZM65 262H64V264H65ZM76 262H77V261H76ZM92 262H93V261H92ZM101 262H102V261H101ZM118 262H119V261H118ZM256 262H257V260H256ZM263 262H264V261H263ZM24 263H25V261H24ZM58 263H59V262H58ZM72 263H73V261H72ZM74 263H75V262H74ZM74 263H73V264H74ZM77 263H78V262H77ZM77 263H76V264H77ZM93 263H94V262H93ZM95 263H96V262H95ZM205 263H206V262H205ZM258 263H260V262H258ZM83 264H84V263H83ZM86 264H87V263H86ZM90 264H91V263H90ZM96 264H97V263H96ZM101 264H102V263H101ZM116 264H117V262H116ZM136 264H137V263H136ZM187 264H188V263H187ZM189 264H190V263H189ZM206 264H208V263H206ZM209 264H210V263H209ZM218 264H219V263H218ZM262 264H263V263H262Z\"/></svg>", "mask_w": 264, "mask_h": 264}]
</instances>
